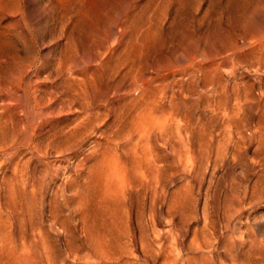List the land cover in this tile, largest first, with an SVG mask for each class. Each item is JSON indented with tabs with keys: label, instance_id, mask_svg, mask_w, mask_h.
Instances as JSON below:
<instances>
[{
	"label": "rangeland",
	"instance_id": "rangeland-1",
	"mask_svg": "<svg viewBox=\"0 0 264 264\" xmlns=\"http://www.w3.org/2000/svg\"><path fill=\"white\" fill-rule=\"evenodd\" d=\"M255 12L259 29L248 24ZM140 80L152 118L163 117L151 146L163 150L168 203L134 225L137 246L159 242L173 264H264V0H0V146L33 141L53 165L6 163L0 151L1 204L17 212L0 264H20L12 247L25 238L39 264H106L96 261L103 229L82 223L91 165L73 169L91 140L63 137L98 109L108 133H127L146 107L134 97ZM63 154L73 171L59 166ZM128 247L116 263L151 264Z\"/></svg>",
	"mask_w": 264,
	"mask_h": 264
},
{
	"label": "bare ground",
	"instance_id": "bare-ground-1",
	"mask_svg": "<svg viewBox=\"0 0 264 264\" xmlns=\"http://www.w3.org/2000/svg\"><path fill=\"white\" fill-rule=\"evenodd\" d=\"M259 15H260L259 12L258 13L255 12L254 17H252V19L249 20L248 24L252 28H255V29L258 28L259 29L261 27L260 26L261 22L259 20H257V18L259 19ZM255 16L257 18H255ZM195 37H196V35H195ZM237 37L240 38L238 35H237ZM255 42H258V41L255 40ZM237 43H238V40H237ZM240 43H242V42H240ZM243 48L245 49V47H243ZM215 56L217 57V54H215ZM231 58H232V56H231ZM188 63H186V64H188ZM191 66L192 65H190V68H191ZM204 66H206V65H204ZM227 71H228V69H227ZM140 73H141L140 75H143V72H140ZM211 75H213V74H211ZM228 75H229V72H228ZM204 76H206V75H204ZM140 77H142V76H140ZM185 77H188V75L184 76V79H185ZM198 77H199V79H201L200 76H198ZM142 79H144V78L142 77ZM184 79H183V81H184ZM205 80L207 81L206 78H205ZM186 81L188 82L189 80H186ZM136 86L138 87L139 93L134 94V97L136 99L138 98V100H136V101L141 102V104L145 105L146 107L142 109V108H140L142 106L140 104V107H139L140 111L137 114V118L133 123L130 124V126H129L130 129L127 131V133H125L123 131L122 127H121L122 128L121 130L119 128L115 127L116 129H114V131H112V132L110 131V133H108L107 129H105V128H106V126H108V118L110 116L109 111L98 109L96 111L87 112V113H85V115L83 114L84 117L82 118V116H81L80 118H82V119L78 122L77 125H76L77 122L75 123L74 129H71V131L72 130H74V131H72L70 134H67L69 136H67L65 134L64 135L65 137H63V138H67L68 140H71L69 138H72L74 140V142H73L74 145L77 144L79 147H81L80 145L84 144V142L86 140H91L90 142L92 143L89 153L86 154V153H84V151L79 153V151H78V154H74L73 158H75V166L73 167V169H74V171H76V173L77 172H84L85 169L91 165V168H89L90 170L88 169L89 171H88V175H87V177L90 178V181H91V184H89L91 186V195H88L87 198L85 197L86 199L83 200L84 203L81 202V203H83V204H81V207H83L84 210L91 211L90 215L88 214L86 217L82 218L84 230L88 233L94 227H98L100 229H103V231H104L103 236L98 241V244H99L101 249H100V254L96 258L97 263L119 264V262L116 263L117 262L116 260H118V257L121 254L126 252L125 249L129 245V246H131V252L132 253H134V251L137 252L136 253L137 256L139 255L142 257L144 256L146 258H151V264H158V263H160V264H173L171 257L166 252V250L164 249V247L161 243L158 242L157 244H155L156 249H153L152 245L148 244V242H147V244L143 243L145 241H142L141 244H139V246H137V244H136L137 237L135 234V226L136 227H141V226L143 227V224L146 223L147 220L149 223L150 220L152 219L153 215L151 214L149 216H146L147 215L146 213L147 212L151 213L157 207L164 206L166 203V199H167V195H166V189H167L166 186L167 185L163 179V172H164V167L162 164L163 157H164L163 150L161 148L155 149V148H153L154 146H151V138L153 139V137L156 136L157 139H159L160 135H161L160 134L161 132L159 130L161 129V131H163L165 129L163 126V122H162L163 117L160 116V117H162V118H160V119H162V121L159 122L160 119H158V116H159L158 114H157L158 116L156 115L157 117L155 116L152 118V116H154V115L151 116V113L153 114L155 112L151 108L150 110L152 112L150 113L149 108L147 107V104L150 101L149 95L151 93L150 90L148 91L147 82L144 80H140V81H138V84ZM210 86H212V85H210ZM216 86H214V87H216ZM179 88L182 89V87H179ZM246 90H247V88H246ZM234 98H235V96H234ZM241 98H242V96H241ZM239 99H236V100H239ZM133 100H135V99H133ZM241 100L242 99H240L239 101H241ZM154 108H155V106H154ZM134 109H135V107H134ZM161 109L162 108H160V111H161ZM136 111H138L137 108H136ZM148 111L150 114H147ZM156 113H158V112H156ZM160 113H162V112H160ZM125 120H123V121H125ZM155 122L157 123L158 127L156 126ZM120 123H122V122H120ZM159 126H160V129H158ZM156 128L159 131L157 133L155 131ZM163 133H164V131H163ZM95 135H96V137L99 135V137H101L102 139L101 138L98 139V137L97 138L95 137L93 139V137ZM8 141L6 142V144L8 143ZM6 144L0 146L1 154L4 153L6 155V163H11L12 159L16 156H19V158L22 156L23 157L27 156V157H29V159H35V157H36L37 159H41L40 161H42L45 165H47L48 167L53 169L52 168V166H53L52 160L50 159L51 157L49 156L48 150H43L38 144L33 143V141L31 142V144L29 143L30 145L27 146V148H25V149H21L18 146L15 147L12 144L11 145L10 144L6 145ZM161 146H163V145H161ZM87 150H88V148H87ZM83 154L85 157L79 158L80 156L82 157ZM69 155L70 154H63L62 156L60 155L61 158L58 160L60 162L59 166H62L63 169H65V170H70L72 167L71 165L66 164V162L68 161L67 158L69 157ZM89 155H91V156L93 155V157H92L93 160L91 158H89ZM73 158L71 160H73ZM2 160H4V159H2ZM17 160H18V157H17ZM17 160H14V161H17ZM23 160H24V158H23ZM92 162H94V163H92ZM16 165H14V166L16 167ZM11 168H13V167H11ZM18 168L19 167H16L15 173L14 172L12 173L13 175H15V180H16L17 184L19 183L18 176H21L22 181L25 182V179H23V174L22 175L19 174ZM70 171H73V170L71 169ZM8 174L9 173H7V175ZM69 175H67V176H69ZM9 179L10 178H8V181H9ZM86 181H88V180H86ZM10 184H11V182H10ZM4 186H5V184L3 185V187ZM21 186H22V184H21ZM11 189H13V188L11 187ZM169 189H170V187H169ZM5 190H6V188H5ZM24 191H27V190H24ZM9 192H11V191H9ZM167 193H168V191H167ZM10 194H12V192ZM4 195H6V194H4ZM13 197L15 198V196H13ZM9 198H11V197H9ZM11 199L15 200L13 198H11ZM170 201L171 200H169V204H170ZM15 202L14 201H13V203L5 202V203L1 204V197H0V240L1 241H7V242L9 241L8 237L6 236L5 233L10 226L12 227L13 219L17 215L16 209H15L16 207L14 204ZM174 206H175V204H174ZM165 207H167V206H165ZM172 208H173V204L169 205V209H172ZM133 213H135L137 216V218H136L137 223H135V224L133 223V220H132ZM9 216H10V218H9ZM9 219H11V220H9ZM9 223H10V226H9ZM156 227H155V231H156ZM63 231H65V230H63ZM153 231H154V228H153ZM160 235H161L160 233H159V235L157 234L158 237ZM156 240H158V239H156ZM28 241H29V238H28V240H26V238H25V240L22 242V246L19 247L20 249L16 245H13V247H12L13 248V254L15 255V257H17V262L20 264H39L40 263L39 259L36 261L33 258L32 251H26L25 250L28 246H30L27 244ZM146 241H148V240L146 239ZM160 242H162V241H160ZM34 243H36V240L34 241ZM33 245H32V247H34ZM132 248H134V249H132ZM22 250H24V251H22ZM134 255H135V253H134ZM137 260H138V258H137ZM126 264H128V263H126Z\"/></svg>",
	"mask_w": 264,
	"mask_h": 264
}]
</instances>
